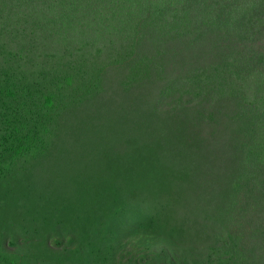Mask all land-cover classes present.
<instances>
[{
	"label": "trees",
	"instance_id": "1",
	"mask_svg": "<svg viewBox=\"0 0 264 264\" xmlns=\"http://www.w3.org/2000/svg\"><path fill=\"white\" fill-rule=\"evenodd\" d=\"M14 2L0 0V264H264V0ZM227 117L206 145L200 125ZM209 150L225 172L206 171ZM244 188L262 213L249 248L231 226Z\"/></svg>",
	"mask_w": 264,
	"mask_h": 264
},
{
	"label": "rangeland",
	"instance_id": "2",
	"mask_svg": "<svg viewBox=\"0 0 264 264\" xmlns=\"http://www.w3.org/2000/svg\"><path fill=\"white\" fill-rule=\"evenodd\" d=\"M30 2H32V0H15L14 5L12 3H8V5L9 6L13 5V8H16L18 10V12L20 13L22 10H25V8H26L25 5L27 3H30ZM2 15H4V14H2ZM20 16H21V14H20ZM171 34H173V33L171 32L169 34V36ZM174 38H175V36L174 37L167 38V39H168V41L173 42L174 41ZM258 38L259 39H258L257 45L260 46L261 40L264 42V38L259 37V36H258ZM61 39H62V41H60L58 39V41L60 42V44H65L66 43L65 42L66 41L65 40L66 39L65 35H62L61 36ZM191 39H192V36L191 35L186 40H185V36H181L179 43H182L183 40H185L183 43H188V44L191 45ZM73 41H75V42H74V45L72 46V48H74L75 45L76 46H81V44H77L76 37H75V40H73ZM64 46H67V47L70 48V46L68 44L67 45H64ZM44 47H46V46H44ZM261 48H262V45H261ZM144 49H145V47H144ZM258 49L260 50V48H258ZM73 51L75 53V50H73ZM260 51H264V50H260ZM151 53H154V51L151 52ZM147 54H150V52L147 51ZM61 55L68 56V52L66 50H64ZM155 55H157V54H155ZM62 58L63 57H61V59H59L57 61L60 62L62 60ZM188 58H191V57L189 56ZM178 60L179 61L180 60L182 61V59H178ZM175 64L177 65V67L175 68V70L173 72H171L169 74L170 81H169L168 85L172 81H174L177 85H178L179 82H183L182 78H179V77H181L183 75V72H184L183 67L181 66V63L180 62L179 63H176L175 62ZM249 79H251V78H249ZM248 88H252L249 83L245 86V91H247ZM167 90L168 89H166L165 92ZM152 92H153L154 98H151V100H153L154 104L157 105V103L158 104L160 103L159 102V97L161 95H163L165 92L163 94H158L159 93V90L157 88L152 89ZM251 92H252V89H249L248 90V93L250 94ZM179 96H180V92H176V93H174V96L173 97H174V99H176ZM161 99H163V100L166 99V96L165 95L161 96ZM237 103L241 107L242 111H245V113L247 112V114L251 110H253L252 105H251V102L248 101V100H246V99H244L241 94L239 96V99L237 100ZM174 104H175V102H173V105ZM95 107H96V102H95ZM163 107H164V109H169V107L167 105H164ZM179 109L180 108H177L176 107L175 108V112L177 114L181 115V111ZM224 111H226L227 113L230 112V110L228 108L225 109ZM245 113H241L243 120L244 119H247V115ZM71 120L73 122H75L76 121V118L75 119L72 118ZM228 121H230V120L227 117L226 121H224L222 123H219V124H210L207 127L205 126L206 124L205 125H203V124L200 125V130H203V136L207 139L206 145L208 143L212 142V140H213L212 139V135L215 134V130H217L218 132L219 131L220 132H223V133L226 132V134H227V131H228L227 123H228ZM244 121H246V120H244ZM186 125L187 124H185V122H183L178 127V129L181 130V131L183 130V132L185 134L189 132L188 131L189 128ZM243 126H246V125L243 123ZM248 130L249 131H252V134H251V137H249L248 139L246 137V139H247L246 143H248V146L251 145L250 147H253V145H254L253 142L256 139V135H258V139L260 140L261 137H262V134L260 133V131L258 132L257 129H253L252 130V129H249L248 128ZM253 132H255V133H253ZM186 135L189 138H193V136L191 134H186ZM261 141H263V139H261ZM206 145L204 147L205 150H207V148H208ZM215 151H216V149H215ZM244 156L241 159H243ZM206 159H207V162L210 163L208 166L206 165V171H208V168H213L214 169V168H216L217 165H220L222 167V169H223L222 171L225 172V168H226L225 167V163H221L219 161L218 155H216L215 153H212L211 150L207 151V153H206ZM240 161L241 160H239L238 162H240ZM234 166L237 167L238 164H234ZM242 167H245V165H242ZM228 169L229 170L227 172H230V171L233 172V171H235V169H230V168H228ZM212 173H213V175L216 174V173H218L217 168ZM240 173H241V171H239V173L236 174V177L233 180V184L236 185L237 183H240L239 189L242 190V188H243V186H244V184H245L246 181L243 180L242 182H240V180H241V174ZM248 200H249L248 189L247 188H244L243 191H241V192H239V194H237V196L235 197V201H234V198H233V201L234 202L232 204L234 205V208L232 210V215H231V226H232V230H233L232 232L234 233V235L238 239L239 243L241 245L247 247V248L256 245V243H254V242L258 239L257 236L255 238L256 231H253V229H252V227L254 225V220H252V219H254L256 217H259L260 218V216H257V213L258 212L260 214H262L261 211H260V209H259V207H258V205L256 203H254V202L248 203L247 202ZM246 202H247V205L245 206ZM245 207H246V209H245ZM258 248L259 247H257V250H258Z\"/></svg>",
	"mask_w": 264,
	"mask_h": 264
},
{
	"label": "clouds",
	"instance_id": "3",
	"mask_svg": "<svg viewBox=\"0 0 264 264\" xmlns=\"http://www.w3.org/2000/svg\"><path fill=\"white\" fill-rule=\"evenodd\" d=\"M89 101H90V100H88L87 102H85L84 105L88 104ZM95 102H96V107H95ZM97 106H98V102H97V100H95V101L93 102V105L91 106V108L87 110V114H88V113L91 114V112H93V114H98ZM238 194H239V193H238ZM240 194H241V193H240ZM254 219H255V218H254ZM254 219H252V220H254ZM254 225H255V220H254ZM254 225H253V227H252L253 231H255V227H254ZM260 235H261V233H259V232L256 231L255 238H256V236H257V238H258ZM4 247L7 248V249H9V250H12V249H13V247L8 246V244H6V246H4ZM44 262H45V261H44V260H41V259H39V260L31 259L30 262H26L25 264H44ZM16 264H21V262H18V263H16ZM23 264H24V263H23ZM105 264H123V259L120 257V253H119V255H118V260H115V259H109V260L106 261Z\"/></svg>",
	"mask_w": 264,
	"mask_h": 264
}]
</instances>
